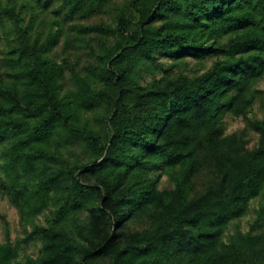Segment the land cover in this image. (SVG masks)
I'll list each match as a JSON object with an SVG mask.
<instances>
[{"label": "trees", "instance_id": "trees-1", "mask_svg": "<svg viewBox=\"0 0 264 264\" xmlns=\"http://www.w3.org/2000/svg\"><path fill=\"white\" fill-rule=\"evenodd\" d=\"M37 1L43 7L26 24V4L0 0V28L9 20L14 36L0 71V155L13 202L30 216L52 199L58 207L54 221L34 228L38 260L24 264H264V230L223 240L264 191V0ZM56 1L60 27L112 14L114 25L75 24L98 59L84 75L51 56L59 32L44 40L32 32ZM92 33L97 49L85 37ZM161 58L212 63L173 74ZM65 70L73 91H62ZM257 101L263 116L248 127L260 139L249 149L226 134L224 118L247 117ZM100 107L99 130L84 118ZM71 142L96 159L66 154ZM159 171L174 189H158ZM12 258L0 244V264Z\"/></svg>", "mask_w": 264, "mask_h": 264}, {"label": "rangeland", "instance_id": "rangeland-1", "mask_svg": "<svg viewBox=\"0 0 264 264\" xmlns=\"http://www.w3.org/2000/svg\"><path fill=\"white\" fill-rule=\"evenodd\" d=\"M7 0H4V5H7ZM26 4L28 9L23 11L25 17V23L28 24L31 21L32 8H37L39 4L43 7L41 2L37 0H13L11 6H16L19 10ZM25 5V6H26ZM60 2L56 1L45 10L43 24H40V20L35 21L32 32L38 31L41 40L46 39L47 35L51 32H59L58 42L52 47L50 51L51 56L59 63H63L65 60L76 67V70L84 75L86 69L92 66L95 67L98 59L90 51L84 40L81 38V34L75 24L92 25L94 23L107 22L114 25L112 20V14L107 12L102 15H96L90 19L77 20L65 22L60 27L58 20H63L64 12L60 10ZM23 9V8H22ZM39 10V9H38ZM5 27L0 28V71L6 72L8 70L7 63L4 59L5 53L9 51L11 43L14 41V36L11 32V23L9 20H4ZM95 33L87 34L88 38L95 49L98 48V43L95 39ZM160 61L164 63L165 69L169 70L173 74L177 72H186L189 74L203 73L212 63V60H206L202 62H196L190 60L188 64L181 67H176L175 64L166 58H161ZM180 68V69H179ZM161 74L159 73L158 76ZM149 78V76H147ZM150 79V78H149ZM63 83V92L73 91L76 89V84L73 80L72 74L69 70H65V74L61 79ZM258 88L264 89V79L258 83ZM103 109L93 110L89 112L84 118L89 122V126L94 129H103L105 124L101 119ZM263 111L261 102L257 101L247 114V117H238L233 114H227L224 118V124L226 126V134H236L238 137L243 138L247 147L253 149L259 144L260 136L258 133L248 127V121L256 118H262ZM66 150V154L71 153L78 156L82 163H89L96 159V156L92 155L86 145L79 142H71L70 147ZM5 160L0 155V244H9L13 250V258L11 264H24L29 260H38L41 249L43 246V240L40 236L35 235L34 228L46 226L50 221L56 219V212L58 207L54 205V200L49 202L48 208L44 209L41 213L30 216L22 213L20 209L13 202V196L11 192V179L6 171ZM156 176H160L158 183V189L160 191L172 190L175 187L174 181L166 173L159 171ZM205 180L200 179L198 189L204 185ZM25 186L28 184L24 183ZM79 216H81L79 214ZM82 218H85L82 216ZM76 220L79 217L76 216ZM143 222V225H142ZM137 224V228L144 227V220ZM147 226V222H145ZM254 229V230H253ZM264 230V191L261 194L251 200L247 213L230 223L228 229L224 235L223 240L227 241L229 236L238 235V233L247 234L253 232V235H257ZM83 242V241H82Z\"/></svg>", "mask_w": 264, "mask_h": 264}]
</instances>
